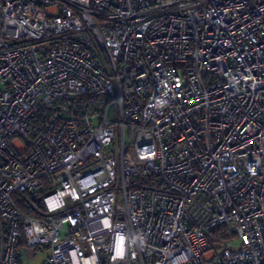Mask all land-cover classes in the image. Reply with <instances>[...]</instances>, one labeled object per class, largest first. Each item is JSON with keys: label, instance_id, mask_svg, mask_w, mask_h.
Returning <instances> with one entry per match:
<instances>
[{"label": "built area", "instance_id": "1", "mask_svg": "<svg viewBox=\"0 0 264 264\" xmlns=\"http://www.w3.org/2000/svg\"><path fill=\"white\" fill-rule=\"evenodd\" d=\"M23 248L264 264V0H0V264Z\"/></svg>", "mask_w": 264, "mask_h": 264}, {"label": "rangeland", "instance_id": "2", "mask_svg": "<svg viewBox=\"0 0 264 264\" xmlns=\"http://www.w3.org/2000/svg\"><path fill=\"white\" fill-rule=\"evenodd\" d=\"M231 243L237 245L238 242L235 236L231 237ZM47 255L46 249L33 250L32 248H23L22 250V263L23 264H43Z\"/></svg>", "mask_w": 264, "mask_h": 264}, {"label": "trees", "instance_id": "3", "mask_svg": "<svg viewBox=\"0 0 264 264\" xmlns=\"http://www.w3.org/2000/svg\"><path fill=\"white\" fill-rule=\"evenodd\" d=\"M16 203L20 209L25 211L28 214L35 215L34 208L30 205V203L27 201L26 195H23L21 198H18L16 200ZM37 206H39L38 203H36Z\"/></svg>", "mask_w": 264, "mask_h": 264}]
</instances>
